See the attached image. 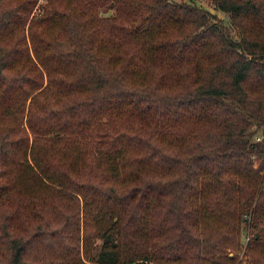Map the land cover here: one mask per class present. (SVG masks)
<instances>
[{"label": "trees", "instance_id": "obj_1", "mask_svg": "<svg viewBox=\"0 0 264 264\" xmlns=\"http://www.w3.org/2000/svg\"><path fill=\"white\" fill-rule=\"evenodd\" d=\"M42 1L0 0V264H234L243 221L264 264V0Z\"/></svg>", "mask_w": 264, "mask_h": 264}, {"label": "rangeland", "instance_id": "obj_2", "mask_svg": "<svg viewBox=\"0 0 264 264\" xmlns=\"http://www.w3.org/2000/svg\"><path fill=\"white\" fill-rule=\"evenodd\" d=\"M39 1H42V0H39ZM193 1L196 2V4L200 5L201 7H203L204 9L210 11L211 13L216 14L219 18L227 19V16L225 15V13L213 8V4L210 3L209 0H193ZM108 13H110V11L102 12L103 15H106ZM261 133H262L261 131L257 132L256 135L254 136L255 139H260ZM252 233L253 231L249 225V222L243 221L241 223L240 248L237 249L236 251L229 250L228 252L229 256H233L234 253L237 255V260L234 264H249L250 263V260H249L250 257L244 254V250H245L247 241L249 240ZM100 244H101V238L97 239L98 247L96 249V252L102 251ZM102 254L103 256H106V253L103 252Z\"/></svg>", "mask_w": 264, "mask_h": 264}]
</instances>
